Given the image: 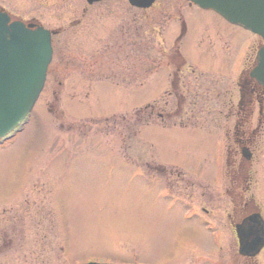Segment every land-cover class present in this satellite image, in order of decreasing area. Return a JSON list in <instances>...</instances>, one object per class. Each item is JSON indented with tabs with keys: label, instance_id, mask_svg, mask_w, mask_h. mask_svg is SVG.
<instances>
[{
	"label": "rangeland",
	"instance_id": "1",
	"mask_svg": "<svg viewBox=\"0 0 264 264\" xmlns=\"http://www.w3.org/2000/svg\"><path fill=\"white\" fill-rule=\"evenodd\" d=\"M57 1L38 0V13H45L37 15L40 23L59 28L79 19L83 0L52 6ZM0 2L27 12L25 3ZM181 18L186 66L176 71L166 64ZM68 28L54 38L51 74L32 112L20 132L0 144V231L12 237L16 231L20 253H27L21 263L0 257V264H34L44 254L51 264H240L224 215L234 219L223 192L232 167L225 159L222 164L221 140L232 132L233 119L226 118L231 81L251 57L254 38L184 0H157L145 12L108 0ZM56 53L63 56L59 66ZM147 64L167 69L141 77ZM91 69L120 72L128 85L80 82ZM57 81H67L60 102L51 97ZM148 104L156 124L136 131L130 117ZM260 151L249 191L264 212V140ZM189 205L220 210L222 250L211 235L213 222ZM48 242L49 249L42 246ZM258 260L264 264V251Z\"/></svg>",
	"mask_w": 264,
	"mask_h": 264
},
{
	"label": "water",
	"instance_id": "2",
	"mask_svg": "<svg viewBox=\"0 0 264 264\" xmlns=\"http://www.w3.org/2000/svg\"><path fill=\"white\" fill-rule=\"evenodd\" d=\"M88 5L103 0H85ZM212 11L229 24L258 36L256 64L249 76L264 87V0H186ZM132 7L149 8L154 0H127ZM34 23L10 21L0 12V141L18 131L43 89L52 57L50 36ZM238 253L253 257L264 247L263 221L251 214L235 226ZM98 264V263H88Z\"/></svg>",
	"mask_w": 264,
	"mask_h": 264
},
{
	"label": "flooded vegetation",
	"instance_id": "3",
	"mask_svg": "<svg viewBox=\"0 0 264 264\" xmlns=\"http://www.w3.org/2000/svg\"><path fill=\"white\" fill-rule=\"evenodd\" d=\"M105 1L98 2L94 5L87 6L84 2L83 8L81 9V15L80 19H77V23L82 22L88 15L89 10L96 5H101ZM5 2H15V3H25L24 8L27 10L24 15L21 13L7 7L5 4H0V11L6 13L10 19L12 20H21V21H39L40 19L37 17L39 14V7H38V0H5ZM65 0H58L56 3H54L52 6H65ZM41 6H44L42 4ZM189 8H196L190 4H187ZM68 8V7H67ZM131 8V7H130ZM69 9V8H68ZM151 9V8H150ZM197 9V8H196ZM131 10H135L134 8H131ZM140 11V10H138ZM142 12H145L142 11ZM36 13V15H34ZM41 16L45 15L39 14ZM52 19H55L57 21H64V17L62 15H55L51 14ZM133 17L135 14H132ZM75 21V20H73ZM177 22V19L174 20ZM174 22V23H175ZM75 22L69 21V26L72 27ZM177 37L175 38V41L173 42V48L171 50V56L167 57L169 60V63L166 64V67L173 66L176 71H182L186 64L180 59L178 55V49H179V43L182 42L183 37L186 34V23L183 18L181 20L179 19V22H177ZM76 24V23H75ZM69 28H61L58 32L60 33H66ZM244 32V31H243ZM58 34H56L58 36ZM208 40L209 39V36ZM254 38V46L250 48L249 50L252 51L251 57L248 59V62L245 64L244 67L239 68L236 71L235 77L232 79V86H234L235 91H231V94L229 93V97H231L229 104L227 105L228 108H226V118H232V132L231 135H228L229 131L224 133V137L227 140V142L224 143L225 152H224V159L225 164L228 165L226 161L231 162V171L229 173V184L227 186V189H225L223 192L226 196V198L229 201V204L231 206V211L234 215V219L230 218V215L224 214L225 219L229 222V227L231 228V225H235L239 223L244 217H246L248 214H260L263 218V209L259 203L252 198L251 193L249 191L250 186V179H251V165L253 161L257 159H261L262 153L260 151L261 149V143L264 140V87L260 86L256 82H254L249 77V72L252 69V67L255 64V54L256 50L259 46H261V41L252 36ZM169 38H167L168 40ZM164 41V39H163ZM170 41V40H168ZM166 42V41H165ZM180 61L179 63H177ZM150 63V62H149ZM174 63V64H173ZM147 68L144 69L140 68V74L147 73V75L150 73V70H164L167 68H162L160 66H156L155 68H151L150 64H147ZM133 69V68H132ZM141 69H143L141 71ZM134 73V71H132ZM130 77V75L128 76ZM133 77V76H132ZM172 77V74L171 76ZM134 78V77H133ZM173 78V77H172ZM175 79L179 80L180 77H176ZM181 80V79H180ZM170 86L174 87L176 89V92H174L173 97L177 100H181L182 97H179V93L177 90V86L174 83H171L168 81ZM179 85V83H178ZM229 92V91H228ZM166 94V91L164 92ZM53 94V93H52ZM164 94V96H165ZM168 95V93H167ZM232 98L235 100H232ZM184 99V98H183ZM253 124V125H252ZM209 191V190H208ZM212 193V190H211ZM216 191H214V194ZM203 198V197H202ZM188 208L191 209V211H194L195 213L202 215L205 217L206 220H211L214 225H211L210 227L211 235L213 234L212 238L215 240L218 245L222 244L220 236H221V226L218 223V219L216 217L220 218V210L215 209L216 206L212 205L211 208L206 209V207H201L198 209L195 206L190 205ZM218 211V212H216ZM210 215V216H208ZM210 224V222H207ZM215 232V235H214ZM17 232L15 231L14 237L9 236V234L5 231H0V257L2 258H10L8 261L13 262L12 260H15L16 258L20 259V263L23 262V258L25 259L27 256V253H20L22 251V244H20L21 241H17L19 238L16 236ZM215 236V237H214ZM234 236V232H233ZM236 239V238H235ZM14 242H18V248L14 247ZM236 244V240H235ZM26 246H29L30 244L26 243ZM216 245V244H215ZM217 245V246H218ZM31 246V245H30ZM42 246H47L48 249L50 246H52L51 242L43 243ZM218 246L217 252L222 250V247ZM9 251V253L7 252ZM10 251H14V254ZM264 251V250H263ZM262 253V251H261ZM237 254V250H236ZM7 255V256H6ZM260 255V254H259ZM38 256V255H36ZM238 256V254H237ZM239 257V256H238ZM41 261L38 259H35L33 262L34 264H38L37 262L40 261V264H51V256L49 254L40 255ZM257 258V257H256ZM256 258H248L245 256L239 257L240 264H262V262L259 263V260ZM6 264L7 261L5 260Z\"/></svg>",
	"mask_w": 264,
	"mask_h": 264
},
{
	"label": "trees",
	"instance_id": "4",
	"mask_svg": "<svg viewBox=\"0 0 264 264\" xmlns=\"http://www.w3.org/2000/svg\"><path fill=\"white\" fill-rule=\"evenodd\" d=\"M59 59H60V56H59ZM94 75H97V78H95ZM94 75H91L90 80H94V79H99L100 78V76H99L100 74H94ZM152 109H153L152 106L144 107V108H142L140 110H137L134 113L133 117H130V118H133V123L131 125L136 129V131L139 128H141V127H146L147 125L155 124L154 122H152V120L148 116V115H153ZM153 111H154V109H153ZM159 123L162 126H165V124L162 123L161 120L159 121Z\"/></svg>",
	"mask_w": 264,
	"mask_h": 264
}]
</instances>
